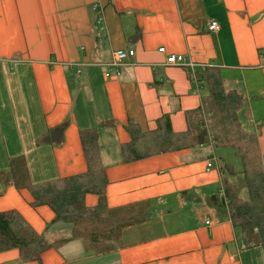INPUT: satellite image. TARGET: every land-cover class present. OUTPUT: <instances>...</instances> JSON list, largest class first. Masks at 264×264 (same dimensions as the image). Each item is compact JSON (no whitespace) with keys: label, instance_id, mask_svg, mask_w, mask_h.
<instances>
[{"label":"crops","instance_id":"crops-1","mask_svg":"<svg viewBox=\"0 0 264 264\" xmlns=\"http://www.w3.org/2000/svg\"><path fill=\"white\" fill-rule=\"evenodd\" d=\"M211 20L218 28L208 31ZM116 49L134 55L111 66ZM169 54L191 66L168 64ZM205 70L241 95L239 123L256 135L264 165V0H0V212L16 211L47 241L68 238L71 225L51 222V209L30 205L29 191L14 184L10 161L22 157L30 183L59 185L85 170L79 134L95 129L105 210L114 221L134 220L109 250L88 253L84 239L69 237L39 262L10 248L0 264H264L217 199L223 158L206 132L204 143L122 160L127 124L150 132L165 115L172 132L188 130ZM210 154L215 163L205 170ZM83 202L92 207L97 196Z\"/></svg>","mask_w":264,"mask_h":264},{"label":"trees","instance_id":"trees-1","mask_svg":"<svg viewBox=\"0 0 264 264\" xmlns=\"http://www.w3.org/2000/svg\"><path fill=\"white\" fill-rule=\"evenodd\" d=\"M201 80L206 87L201 96L202 104L200 108L186 112L188 130L184 133L172 132L165 115L157 121L156 129L150 132H140L131 126L133 124H127L128 141L120 144L122 160L132 161L193 142L204 143L206 134L202 125L205 119L208 120L216 146L232 148L240 163V169L235 171L222 159L219 165L221 176L239 173L240 177L235 179L234 184L225 182L226 178L221 179V198L213 196L212 201H220L244 247L258 246L264 262V165L256 135L245 132L240 126L241 95L233 90L225 91L219 76L212 70H205ZM79 139L86 168L80 174L62 178L59 185L51 181L30 183L26 179L21 156L11 159L8 172L12 180L15 177L13 182L16 186H24L29 191L32 197L30 205H47L54 216L51 222L62 221L71 225L69 237L84 239L85 252H102L116 244L121 226L134 220L114 221L105 210L106 179L99 160L96 130H81ZM18 178L20 181L25 179L24 183H19ZM86 193L97 196L94 206H84ZM69 237L47 241L41 234L35 233L16 211L0 212V251L16 248L22 259L39 262V255L44 249L57 247Z\"/></svg>","mask_w":264,"mask_h":264},{"label":"built area","instance_id":"built-area-1","mask_svg":"<svg viewBox=\"0 0 264 264\" xmlns=\"http://www.w3.org/2000/svg\"><path fill=\"white\" fill-rule=\"evenodd\" d=\"M96 21L100 22L101 21V16H97L96 17ZM217 24L215 21L211 20L207 23V30L208 31H213L217 29ZM158 51H163V48L160 47L157 49ZM134 55V51L132 49H116L114 51L111 52V61L109 62V64L111 66H118L120 64H122L123 61H126L128 59H130L132 56ZM166 62L169 63H175L177 65H183V66H191V62L190 61H184V56L182 55H175V54H169L166 57ZM108 64V65H109ZM200 68L203 70L206 66V64H199ZM104 76H108V73H104ZM203 129L205 130L206 134H208V144H212L214 142L213 137H212V129L209 127L208 125V120H204L203 121ZM215 163V158L212 154H210L209 159L207 160L206 164H205V170H208L211 168V165Z\"/></svg>","mask_w":264,"mask_h":264},{"label":"rangeland","instance_id":"rangeland-1","mask_svg":"<svg viewBox=\"0 0 264 264\" xmlns=\"http://www.w3.org/2000/svg\"><path fill=\"white\" fill-rule=\"evenodd\" d=\"M215 146H216V144H215ZM214 153L217 157H219V156L222 157L226 163L231 164L235 171H238L240 169L239 159L237 156L234 155L232 148H230V147H216ZM260 156L262 158V155H260ZM263 157H264V154H263ZM238 177H240L239 173H233V176H226L223 174L222 179L226 178L227 181H225V182H227L228 184H234L235 179H237ZM240 192L242 194L243 189Z\"/></svg>","mask_w":264,"mask_h":264},{"label":"bare ground","instance_id":"bare-ground-1","mask_svg":"<svg viewBox=\"0 0 264 264\" xmlns=\"http://www.w3.org/2000/svg\"><path fill=\"white\" fill-rule=\"evenodd\" d=\"M217 24V23H216ZM217 26H218V24H217ZM218 28V27H217ZM114 51V50H113ZM160 52V51H159ZM162 52V51H161ZM175 55H177V54H175ZM179 55H182V54H179ZM182 56H184V55H182ZM184 61H185V57H184ZM168 64H171V65H177V64H175V63H169V62H167Z\"/></svg>","mask_w":264,"mask_h":264},{"label":"clouds","instance_id":"clouds-1","mask_svg":"<svg viewBox=\"0 0 264 264\" xmlns=\"http://www.w3.org/2000/svg\"><path fill=\"white\" fill-rule=\"evenodd\" d=\"M83 247V244H82V242H81V248Z\"/></svg>","mask_w":264,"mask_h":264}]
</instances>
